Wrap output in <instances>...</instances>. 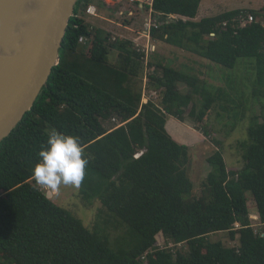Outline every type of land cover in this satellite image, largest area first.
Instances as JSON below:
<instances>
[{"label": "trees", "instance_id": "obj_1", "mask_svg": "<svg viewBox=\"0 0 264 264\" xmlns=\"http://www.w3.org/2000/svg\"><path fill=\"white\" fill-rule=\"evenodd\" d=\"M201 3L143 5L155 18L149 37L229 70L240 59L254 61L247 81L261 104L247 140L239 143L242 167L228 170L221 143L214 142L219 149L206 158L202 192L194 195L189 148L169 135L167 119L189 118L209 137L202 124L219 108L217 117H231L235 126L244 118L239 104L229 105L235 104L232 96L240 97L236 87L229 85L236 94L213 91L196 75L148 61L130 41L87 25V8L102 11L103 2L79 0L47 86L0 144V264H264V24L256 11L241 9L196 20ZM112 52L115 64L109 63ZM144 65L158 104L142 103ZM112 119L123 125L107 129ZM52 131L79 137L89 161L78 187L87 205L99 202L89 228L35 183L33 169ZM247 194L262 225L258 231L250 223ZM222 233L236 246L211 238ZM159 234L174 247L185 244L186 251L157 247Z\"/></svg>", "mask_w": 264, "mask_h": 264}, {"label": "rangeland", "instance_id": "obj_2", "mask_svg": "<svg viewBox=\"0 0 264 264\" xmlns=\"http://www.w3.org/2000/svg\"><path fill=\"white\" fill-rule=\"evenodd\" d=\"M100 2L102 1L100 0ZM103 4L106 7L102 11L100 9L97 11L98 17L82 16L90 28H98V30L109 33L112 40L123 39L130 41L136 49L143 50L146 53L148 61L162 62L180 69L184 73L196 75L200 80L205 81L213 91L216 89L230 90L229 85L233 84L238 91V95H240V97L232 96L233 98L231 99L234 100L235 104L229 103V105L239 104L240 112L244 114L243 120L238 121L233 126L234 123L231 117L229 118L226 115L222 118L217 117V113L220 114V111L219 108H216L208 114L202 124V127L209 132V137H205L201 131L196 130L195 124L189 118H186L185 123H181L172 117L167 119L169 125L166 128L169 135L179 144L189 148L191 155L189 173L194 184V195L199 197L202 192L203 181L208 173L206 158L219 149L214 142L221 143L220 146L228 170L236 171L243 165V151L239 143L247 140L246 129L249 126L251 117L259 113L261 104L252 99L250 83L247 81L249 74L252 73L251 63H254V61L240 59L237 61L236 67L229 70L166 44L151 42L148 33L150 26L155 23V18L143 6L150 5L151 0H111ZM236 9L256 11L260 14L257 20L264 24V0H202L196 20ZM175 18L170 17L169 19ZM242 25L244 24L242 23ZM84 43L85 41L83 40L80 44ZM152 52H155L154 60L150 57ZM109 63H116V52L110 54ZM147 73H150V71L144 65L139 75L140 85L143 88L142 103L144 104L151 99L158 104L160 101L159 95L147 87ZM179 89L183 93L187 92V88L183 85H179ZM232 93L236 94L235 91ZM189 110L190 108L188 112ZM116 121L105 123V127L107 129L115 128L118 123L117 119ZM35 183L47 196L49 191L39 185L36 180ZM50 193L51 199L56 205L80 220L84 226L89 228L95 224L99 202L94 201L87 205L86 201L81 198L78 187L62 185L58 191H51ZM247 196L249 197L250 223L254 230L258 231L262 228V225L258 218L255 203L250 199L251 195L247 194ZM211 238L214 240L221 239L223 244L228 246H236L235 242H229L228 237L224 233L211 236ZM156 240L159 248L171 247L175 250L186 251L185 244L174 247L172 244H167L161 234L157 236Z\"/></svg>", "mask_w": 264, "mask_h": 264}, {"label": "water", "instance_id": "obj_3", "mask_svg": "<svg viewBox=\"0 0 264 264\" xmlns=\"http://www.w3.org/2000/svg\"><path fill=\"white\" fill-rule=\"evenodd\" d=\"M78 1L0 0V144L47 86Z\"/></svg>", "mask_w": 264, "mask_h": 264}, {"label": "clouds", "instance_id": "obj_4", "mask_svg": "<svg viewBox=\"0 0 264 264\" xmlns=\"http://www.w3.org/2000/svg\"><path fill=\"white\" fill-rule=\"evenodd\" d=\"M121 125L118 121L116 127ZM40 157L33 176L49 192L58 191L62 185L79 187L83 182L89 161L83 155L79 137L52 131Z\"/></svg>", "mask_w": 264, "mask_h": 264}, {"label": "built area", "instance_id": "obj_5", "mask_svg": "<svg viewBox=\"0 0 264 264\" xmlns=\"http://www.w3.org/2000/svg\"><path fill=\"white\" fill-rule=\"evenodd\" d=\"M103 3H108V2H110L111 0H101ZM86 14L87 15H89V16H93V17H97V8H96V6H94V5H90L88 8H87V10H86ZM248 21L249 22H253V18L251 17V16H249L248 17ZM155 25V24H154ZM154 25H152V26H150V28H149V26H148V28H149V31H150V29L152 28V27H154ZM83 38H80L79 39V43H82L83 42ZM112 122H117L116 121V119H112Z\"/></svg>", "mask_w": 264, "mask_h": 264}, {"label": "crops", "instance_id": "obj_6", "mask_svg": "<svg viewBox=\"0 0 264 264\" xmlns=\"http://www.w3.org/2000/svg\"><path fill=\"white\" fill-rule=\"evenodd\" d=\"M98 17V16H97ZM169 123H166V127H168ZM167 129V128H166Z\"/></svg>", "mask_w": 264, "mask_h": 264}]
</instances>
